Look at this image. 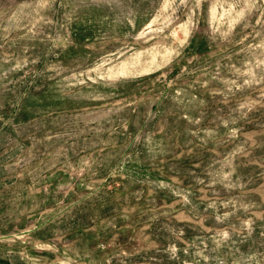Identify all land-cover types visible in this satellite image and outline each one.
Segmentation results:
<instances>
[{
  "label": "rangeland",
  "instance_id": "1",
  "mask_svg": "<svg viewBox=\"0 0 264 264\" xmlns=\"http://www.w3.org/2000/svg\"><path fill=\"white\" fill-rule=\"evenodd\" d=\"M0 264H264V0H0Z\"/></svg>",
  "mask_w": 264,
  "mask_h": 264
}]
</instances>
